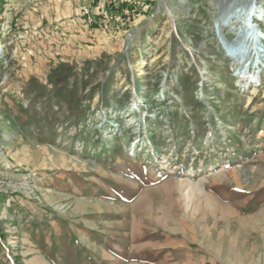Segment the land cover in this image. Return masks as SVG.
Wrapping results in <instances>:
<instances>
[{
  "label": "rangeland",
  "instance_id": "374dc122",
  "mask_svg": "<svg viewBox=\"0 0 264 264\" xmlns=\"http://www.w3.org/2000/svg\"><path fill=\"white\" fill-rule=\"evenodd\" d=\"M219 1L0 0V264H264V68L229 55L264 0Z\"/></svg>",
  "mask_w": 264,
  "mask_h": 264
},
{
  "label": "built area",
  "instance_id": "2783aa9c",
  "mask_svg": "<svg viewBox=\"0 0 264 264\" xmlns=\"http://www.w3.org/2000/svg\"><path fill=\"white\" fill-rule=\"evenodd\" d=\"M239 8V7H237ZM241 14V13H240ZM243 14V13H242ZM225 18V16H223ZM247 18V19H246ZM248 19H256V17L253 18V16L249 15V18L245 16L241 19V28H239L236 31V39L232 43V52H236V49L240 47V44H243V48L248 50H251V53L260 54L264 58V39L258 40L257 38L253 37L252 32L255 31V28H257L255 25H247L246 21ZM245 23V25H244ZM264 38V37H263ZM231 53V52H230ZM229 53V55H231ZM241 56L245 55L244 53L240 54ZM233 59L236 58V55H231ZM239 58V57H238ZM236 58L235 60H239ZM249 60H252L250 58ZM254 62V61H253ZM252 62V63H253ZM262 69L259 68V65L257 62H254V64H251V61L248 63H245L242 65V69L240 70L239 75L237 76V86L240 87L241 91H246L251 88L258 87L262 84Z\"/></svg>",
  "mask_w": 264,
  "mask_h": 264
},
{
  "label": "crops",
  "instance_id": "0c3cea01",
  "mask_svg": "<svg viewBox=\"0 0 264 264\" xmlns=\"http://www.w3.org/2000/svg\"><path fill=\"white\" fill-rule=\"evenodd\" d=\"M131 240V243L130 245H132L131 247L132 248H135L137 249L136 247L134 246H137L138 244H143V245H146L148 246V244H145L147 243L148 241L150 242V240H152V238L148 239H141V238H136V237H133V235L131 234V236L128 238ZM129 245V244H128ZM113 246L109 247V245H106L103 249V258H102V261L103 263H108V264H162V263H159L160 262V259H153V256L151 257H147V259L145 260H142L138 255H135L133 256V249L131 250L132 252H129V256H128V259L120 254V253H116V252H112V250H114L112 248ZM145 248V247H144ZM105 259V260H103ZM93 262V261H91ZM97 262H100L99 261V258H98V261ZM101 263V262H100ZM184 264H189V263H184Z\"/></svg>",
  "mask_w": 264,
  "mask_h": 264
},
{
  "label": "bare ground",
  "instance_id": "6f19581e",
  "mask_svg": "<svg viewBox=\"0 0 264 264\" xmlns=\"http://www.w3.org/2000/svg\"><path fill=\"white\" fill-rule=\"evenodd\" d=\"M229 1L230 0H220L219 2L221 3V5H223V6H225L226 5V7L224 8V9H226V10H230V8L228 7L230 4H229ZM237 1V3H235L236 4V7H239L238 9H241V10H243L245 7L246 8H248L249 9V12L250 11H257V9H258V3H259V0H236ZM234 3V2H233ZM232 5V4H231ZM263 7V6H262ZM261 7V9H263ZM260 8V7H259ZM224 11V10H223ZM231 12V11H230ZM243 12V11H242ZM263 12V11H262ZM228 13V12H227ZM255 13V12H254ZM235 14H236V12H235ZM227 15V14H226ZM239 16H241V15H239ZM242 16H244V15H242ZM253 17H255L256 16V14H254V15H252ZM253 37H255V38H257L258 40H263L264 38V31L262 30H257V32L255 33V35H253ZM226 38V37H225ZM243 44H240V47L238 48V49H236V51H237V53L236 54H232V53H230L231 55H236V58H238V59H240V57H241V53H244V51H246V49H244L243 48ZM253 55H254V57H255V59H254V62H257V64L259 65V68L260 69H262V67H263V64H264V59H263V57L260 55V54H254L253 53ZM263 55H264V53H263ZM235 58V59H236ZM252 58V57H251ZM254 62H253V64H254ZM145 73V72H144ZM129 123H132V121H130Z\"/></svg>",
  "mask_w": 264,
  "mask_h": 264
}]
</instances>
